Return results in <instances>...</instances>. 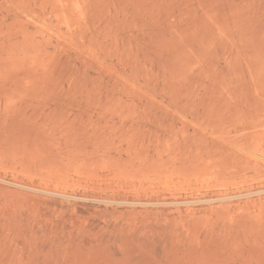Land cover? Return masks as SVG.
Masks as SVG:
<instances>
[{
	"label": "rangeland",
	"instance_id": "rangeland-1",
	"mask_svg": "<svg viewBox=\"0 0 264 264\" xmlns=\"http://www.w3.org/2000/svg\"><path fill=\"white\" fill-rule=\"evenodd\" d=\"M0 264H264V0H0Z\"/></svg>",
	"mask_w": 264,
	"mask_h": 264
},
{
	"label": "bare ground",
	"instance_id": "bare-ground-1",
	"mask_svg": "<svg viewBox=\"0 0 264 264\" xmlns=\"http://www.w3.org/2000/svg\"><path fill=\"white\" fill-rule=\"evenodd\" d=\"M63 1H65V0H63ZM63 6H65V5H63ZM213 169V168H212ZM193 174V173H192Z\"/></svg>",
	"mask_w": 264,
	"mask_h": 264
}]
</instances>
